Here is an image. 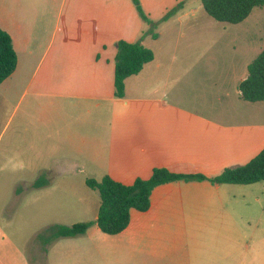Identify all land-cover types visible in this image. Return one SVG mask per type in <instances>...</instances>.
Here are the masks:
<instances>
[{
    "label": "crops",
    "instance_id": "1",
    "mask_svg": "<svg viewBox=\"0 0 264 264\" xmlns=\"http://www.w3.org/2000/svg\"><path fill=\"white\" fill-rule=\"evenodd\" d=\"M183 1L154 39L132 0H0V28L18 57L0 85V180L12 185L0 208V264H264V235L241 230L264 220L263 182L158 186L150 208L132 210L114 236L94 224L44 247L41 232L20 244V231L9 230L34 218L49 227L96 221L100 199L88 178L132 185L155 168L210 178L264 149V102L239 91L255 59L249 47H234L231 63L212 75L215 47H173L184 20L207 22L201 1L140 3L159 21ZM140 40L154 60L116 98V45ZM63 178L69 187L54 182ZM38 179L47 183L36 188ZM255 191L254 202H241Z\"/></svg>",
    "mask_w": 264,
    "mask_h": 264
},
{
    "label": "trees",
    "instance_id": "2",
    "mask_svg": "<svg viewBox=\"0 0 264 264\" xmlns=\"http://www.w3.org/2000/svg\"><path fill=\"white\" fill-rule=\"evenodd\" d=\"M205 12L215 21L225 24H240L245 21L255 8H263L264 0H200ZM140 18L148 26L145 35L158 37V26L174 16L183 6L184 1L170 10L162 19L154 21L145 13L140 0H132ZM115 97L124 98L125 81L138 75L144 66L154 60V53L145 47L141 40L130 43L119 41L116 45ZM18 57L12 39L0 28V85L16 70ZM244 101L264 102V49L249 64L248 77L239 85ZM213 184L251 185L264 182V149L244 166L226 168L214 177L201 174H181L165 168H155L149 179H137L132 185H124L109 176L102 180L88 178L86 185L99 193L100 207L96 221L80 222L72 226L57 225L38 234L37 241L44 247L61 238H73L84 235L96 224L107 235H118L130 223L132 210L140 212L150 208V196L153 190L172 182H202ZM45 179H38L34 187L46 184Z\"/></svg>",
    "mask_w": 264,
    "mask_h": 264
},
{
    "label": "rangeland",
    "instance_id": "3",
    "mask_svg": "<svg viewBox=\"0 0 264 264\" xmlns=\"http://www.w3.org/2000/svg\"><path fill=\"white\" fill-rule=\"evenodd\" d=\"M203 15L206 18L207 22H204L200 17L193 21H191L190 19H186L184 20L183 24L176 27V41L173 47H215L208 53V59L211 61L212 66V75L223 68H227V66L231 63V59L235 55L234 47H249V58H256L264 49V7L255 8L245 21L236 25L223 24L213 20L207 14ZM192 26H194V28L196 29L195 31H191L193 30ZM5 115L3 116L4 124L6 122ZM2 149V146H0V152L2 151ZM31 174H33V171H31ZM30 180V182H33L34 179ZM54 182L60 188L69 187L70 184L69 179L66 178ZM261 185L264 186V182ZM11 188V181L0 180V208L8 205L11 202L8 193ZM257 194V191H255L254 193H250L247 195V199L241 202L248 203L249 205L250 203L254 202L253 198ZM32 195L33 192H31V194H29L28 196L30 197ZM95 195L97 200H99V193L95 192ZM244 214L246 215L247 213L244 212ZM50 224V221H46L45 223L41 222V224H39L34 218L32 219V222L26 223L24 227H22V224H18L16 222V225L18 227L13 224V226L9 228V230L11 231L12 229H14L15 232L17 230L20 231V234L16 233L15 238L18 240V242H20V244H23L22 240L24 237L28 235L33 236L37 232L42 233L49 227ZM19 228L21 229L19 230ZM241 230L243 232H248L249 235L255 234L257 235V237L258 235L262 236L264 235V220L258 224V227H256L254 223L252 225L243 224L241 226ZM22 232H24L25 234H22ZM31 248L26 247V250L32 257V260H35ZM111 264L120 263L116 260H112Z\"/></svg>",
    "mask_w": 264,
    "mask_h": 264
}]
</instances>
